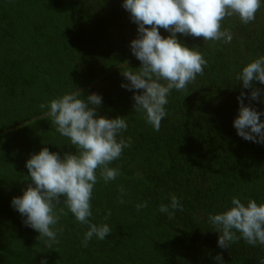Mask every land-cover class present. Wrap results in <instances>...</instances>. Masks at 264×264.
Instances as JSON below:
<instances>
[{
	"label": "trees",
	"instance_id": "obj_1",
	"mask_svg": "<svg viewBox=\"0 0 264 264\" xmlns=\"http://www.w3.org/2000/svg\"><path fill=\"white\" fill-rule=\"evenodd\" d=\"M122 3L0 0V264H219L217 253L224 264H259L264 246L240 239L222 249L208 218L234 196L245 205L248 199L264 203V144L244 140L233 126L237 96L250 91L235 75L264 55V0L249 24L238 17L222 21L233 34L230 44L177 33L207 64L188 84L187 95L175 89L168 95L159 131L132 109L133 91L121 87L127 81L120 70L140 64L129 47L137 25ZM254 86L264 89L259 82ZM79 89L102 97L97 115L126 120L121 137L131 146L110 165L119 169L115 180L105 183L97 170L89 220L108 224L111 233L82 246L87 225L61 202L54 206L59 243L49 249L11 199L27 186L31 154L42 147L76 152L56 131L49 109L39 105ZM249 103L264 112V103ZM173 195L182 210L168 219L159 206ZM144 202L147 207L138 210Z\"/></svg>",
	"mask_w": 264,
	"mask_h": 264
},
{
	"label": "clouds",
	"instance_id": "obj_2",
	"mask_svg": "<svg viewBox=\"0 0 264 264\" xmlns=\"http://www.w3.org/2000/svg\"><path fill=\"white\" fill-rule=\"evenodd\" d=\"M122 7L137 25V35L130 40L129 47L140 64L136 70L130 66L120 70L127 81L121 87L133 91L132 109L159 131L168 115L165 107L168 95L173 89L187 95L188 84L203 74L207 64L197 48H189L177 39V33L230 44L233 34L228 28H222V21L238 17L242 24L253 22L261 0H123ZM161 28L169 35L162 36ZM235 79L242 83L243 89L250 90L248 94L241 91L237 96L239 109L233 120L237 135L264 144V120L260 119L264 112L250 103L245 104V100L264 103L261 99L264 89L254 86V82L264 84V55L245 64ZM101 104L99 94L84 96L79 89L39 105L49 109L46 115L56 131L70 140L76 152L61 154L42 147L31 154L25 162L27 186L22 195L12 197L11 206L24 217L25 225L39 233L37 240H43L49 249L59 243L57 233L62 229L55 228L60 215L54 212V206L61 202L79 223L87 225L82 246L87 247L94 236L103 240L112 231L106 223L97 225L89 220L90 201L98 179L97 170L105 183L115 180L120 172L110 165L121 157L124 148L131 146V140L121 137L128 126L125 119L97 115ZM142 207H147V202L137 205L138 210ZM178 209L182 210V204L174 195L169 204L159 206V212L165 213L168 219L174 218ZM208 222L219 233L217 244L222 249H229L240 239L251 246H264V203L258 205L254 199H248L245 205L234 196L230 206L211 214ZM214 259L224 264L220 253ZM40 264L46 262L42 260ZM259 264H264V257Z\"/></svg>",
	"mask_w": 264,
	"mask_h": 264
}]
</instances>
